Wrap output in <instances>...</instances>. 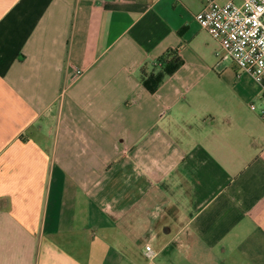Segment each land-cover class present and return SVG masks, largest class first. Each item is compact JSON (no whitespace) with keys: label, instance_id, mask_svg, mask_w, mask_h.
Listing matches in <instances>:
<instances>
[{"label":"crops","instance_id":"0c3cea01","mask_svg":"<svg viewBox=\"0 0 264 264\" xmlns=\"http://www.w3.org/2000/svg\"><path fill=\"white\" fill-rule=\"evenodd\" d=\"M205 1L0 0V264H264L260 88Z\"/></svg>","mask_w":264,"mask_h":264},{"label":"built area","instance_id":"2783aa9c","mask_svg":"<svg viewBox=\"0 0 264 264\" xmlns=\"http://www.w3.org/2000/svg\"><path fill=\"white\" fill-rule=\"evenodd\" d=\"M195 19L219 41L221 60L233 62L259 86L258 101L249 106L264 119V0H206ZM146 254H155L150 245Z\"/></svg>","mask_w":264,"mask_h":264},{"label":"trees","instance_id":"16d2710c","mask_svg":"<svg viewBox=\"0 0 264 264\" xmlns=\"http://www.w3.org/2000/svg\"><path fill=\"white\" fill-rule=\"evenodd\" d=\"M166 56V57H165ZM169 56V58L167 57ZM161 65L164 64L163 67H165L166 72H171L175 67H177L181 63V59L174 54V50H168L164 55L160 56L158 60ZM162 74H156L154 76H151V78L155 79L157 78V81L161 79Z\"/></svg>","mask_w":264,"mask_h":264}]
</instances>
